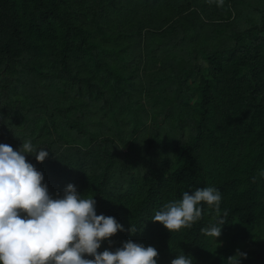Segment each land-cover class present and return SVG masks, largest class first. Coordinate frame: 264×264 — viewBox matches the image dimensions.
<instances>
[{"label":"trees","instance_id":"1","mask_svg":"<svg viewBox=\"0 0 264 264\" xmlns=\"http://www.w3.org/2000/svg\"><path fill=\"white\" fill-rule=\"evenodd\" d=\"M25 140L50 193L74 184L123 225L98 251L264 264V0H0V143ZM204 187L217 240L207 204L190 228L151 220Z\"/></svg>","mask_w":264,"mask_h":264},{"label":"clouds","instance_id":"2","mask_svg":"<svg viewBox=\"0 0 264 264\" xmlns=\"http://www.w3.org/2000/svg\"><path fill=\"white\" fill-rule=\"evenodd\" d=\"M215 2L224 6V0ZM28 155L41 163L49 152L37 149L30 140L22 141L18 148L0 143V264H157L155 247L131 239L114 250L98 251L104 241L111 246V237L124 231L123 225L113 216L97 214L95 198L83 197L74 184L55 195L50 193L43 172ZM221 200L215 187L184 191L180 200L164 204L151 220L170 233L190 228L202 218V205L207 204L214 210L216 222L201 231L217 240L228 215L227 211L221 215ZM127 231L135 234L137 229L131 225ZM242 258L247 253L237 249L226 264H241ZM170 264L194 262L184 253Z\"/></svg>","mask_w":264,"mask_h":264},{"label":"rangeland","instance_id":"3","mask_svg":"<svg viewBox=\"0 0 264 264\" xmlns=\"http://www.w3.org/2000/svg\"><path fill=\"white\" fill-rule=\"evenodd\" d=\"M16 135H18L17 131H16Z\"/></svg>","mask_w":264,"mask_h":264}]
</instances>
